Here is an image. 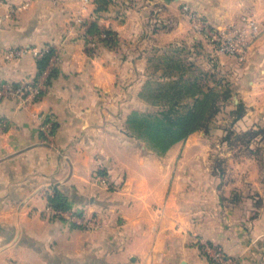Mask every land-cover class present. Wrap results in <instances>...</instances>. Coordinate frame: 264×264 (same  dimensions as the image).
I'll use <instances>...</instances> for the list:
<instances>
[{
  "label": "crops",
  "instance_id": "crops-1",
  "mask_svg": "<svg viewBox=\"0 0 264 264\" xmlns=\"http://www.w3.org/2000/svg\"><path fill=\"white\" fill-rule=\"evenodd\" d=\"M192 1L215 27L246 10L262 25L245 62L229 68L246 110L237 124L263 122L264 0ZM179 2L112 0L99 12L95 0L0 4V81L38 72L31 51L5 59L9 48L52 42L59 49L37 101L0 98V264H210L201 239L240 264H264V170L259 187L240 162L246 156L217 170L215 162L233 157L208 153L212 142L200 130L157 153L126 129L147 61L189 36ZM76 17L114 31L115 45L88 49L71 27ZM43 114L53 121L50 138L40 128ZM53 185L66 209L49 204Z\"/></svg>",
  "mask_w": 264,
  "mask_h": 264
},
{
  "label": "rangeland",
  "instance_id": "rangeland-1",
  "mask_svg": "<svg viewBox=\"0 0 264 264\" xmlns=\"http://www.w3.org/2000/svg\"><path fill=\"white\" fill-rule=\"evenodd\" d=\"M182 1V3L179 2L181 3L179 4V8H181V5L183 3H187L190 7L198 11L196 8V5L198 4H192V0ZM200 15L206 21L207 25L215 27L210 22L211 20H208V18L204 16L202 12ZM189 22L191 24H189L190 33L185 42L172 44V46L170 45L166 49L162 48L160 52L152 55L150 60L147 61L145 70L147 78L144 82V85L137 93L140 104L136 110L140 112H156L160 108L164 107L163 105L160 106L159 104H157L160 101L158 99V96L160 95H157V93L159 92L158 89L165 82L177 79L180 73L183 74V77L185 79L194 81L204 90L212 87L211 91L214 93V99L219 105L220 110L211 118L210 122L208 123V129H199L201 131L200 134L201 136L209 138V141L212 142L210 144V148L208 149V153L216 157H221V159L224 158V156L228 155L233 157L228 162L225 160V158L218 163L215 162L214 167H217V170L219 171H224L225 165L228 164L229 168L233 169V164L234 162H236L235 160H239L238 157L246 156L247 160L244 161L243 158V161L240 162H243L244 165H247V167L253 170L254 186L259 187L261 177L263 175V173H260L264 170V144L261 142L262 137H264V132L260 133L259 131L255 135H252L249 131L246 133L245 131L248 129L256 130L257 127L264 126V121L255 123L254 125L247 127H242L240 123L237 124V122L241 120L246 112L245 105L242 101H240V104H242L243 110L240 112L239 118L234 119L235 113H230L228 111L230 107H234L233 103L237 101L235 100L234 93L236 92L234 89V82L232 80V74H230L229 67L233 65L240 66L245 62V60L240 62L237 61L234 57L228 55V57H231L233 61H231L232 59L219 61L215 50L212 48L206 37L202 34V32L198 31L199 29L197 30V26H195L191 19H189ZM228 22L229 21L225 22L223 25L227 24ZM177 61L181 63V66H183V68H175V65H171ZM225 88H228L230 92V97L228 98H224L222 95V92ZM181 101L183 104H189L191 102V99L183 98ZM184 109V107H179V110ZM228 126H231V128L237 135L235 136L231 134L230 137L228 136L229 138L227 137V139L224 138V135L226 134L225 128H227ZM218 142H220L221 145L217 144ZM146 144L150 148L153 147L152 149L157 153H161V145L151 146L147 142ZM257 195L258 194L256 192H253V196ZM257 201L258 200H256V203L254 204V216L256 215L257 209L259 208L258 205L260 204V202L258 203ZM262 237V239H264V236ZM227 254L235 258L236 264H240V259L237 256L231 255L229 253ZM207 260L210 264H214L208 258Z\"/></svg>",
  "mask_w": 264,
  "mask_h": 264
},
{
  "label": "built area",
  "instance_id": "built-area-1",
  "mask_svg": "<svg viewBox=\"0 0 264 264\" xmlns=\"http://www.w3.org/2000/svg\"><path fill=\"white\" fill-rule=\"evenodd\" d=\"M3 0H0V4ZM181 11L187 18L191 19L197 30L202 32L216 53H223L234 57L237 61H244L253 45V42L262 32L260 22L249 11L241 12L236 19L229 21L222 27H211L196 9L190 7L187 3L181 5ZM89 20L76 17L73 19V25L79 29L78 34L86 38L88 49L94 50L100 42L106 43L109 35L104 30L98 32L88 31ZM58 46L52 42L34 45L31 48L23 46L9 48L4 53L5 59H13L31 51L36 59L45 58V64L34 80H23L16 84L0 81V98H13L20 105H28L39 99L42 95L48 81L52 79L53 71L56 67L58 58ZM42 121L40 128L47 138L51 137L52 118L50 114L41 115ZM48 208H52L48 206ZM53 209V208H52ZM57 213H63L56 209ZM202 252L214 264H236L235 258L229 256L222 247L210 243L207 240H199ZM9 264H16L10 262Z\"/></svg>",
  "mask_w": 264,
  "mask_h": 264
},
{
  "label": "trees",
  "instance_id": "trees-1",
  "mask_svg": "<svg viewBox=\"0 0 264 264\" xmlns=\"http://www.w3.org/2000/svg\"><path fill=\"white\" fill-rule=\"evenodd\" d=\"M111 1L112 0H95V11L99 12L105 10ZM100 30L106 31L109 35L105 44L109 46L115 45L117 37L114 31L100 28L95 22H92L88 27V31L90 32H98ZM37 64L38 72L34 79L41 72L45 64V58L38 59ZM171 65H175L176 67L173 66L175 68H183L178 61ZM173 81L165 82L158 89L159 92L157 95H160L158 96L160 101L157 104L160 106L163 105L164 107L156 112H140L133 109L126 115L125 120L126 129L131 135L149 143L151 146L161 145V152H164L173 143L187 137L192 131L208 129V123L211 118L220 110L219 105L214 99V93L211 91L212 87L204 90L194 81L185 79L182 73ZM222 95L224 98L230 97L228 88L223 90ZM183 98H189L191 102L189 104H183L181 101ZM233 104L234 107H230L228 111L230 113H235L234 119H236L240 117V112L243 109L240 101H236ZM179 107H184L185 109L179 110ZM225 130L226 134L224 138L230 137L231 134L237 135L231 126H228ZM248 131L252 135H255L259 131L263 133L264 126H259L256 130L248 129L245 133ZM52 188L53 193L48 195L49 204L56 208L66 209V195L56 186L53 185Z\"/></svg>",
  "mask_w": 264,
  "mask_h": 264
}]
</instances>
